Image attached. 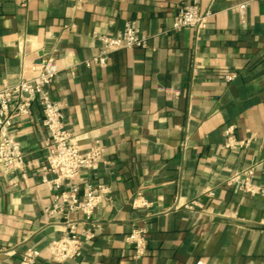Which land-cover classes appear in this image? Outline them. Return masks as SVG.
<instances>
[{
  "label": "crops",
  "instance_id": "obj_1",
  "mask_svg": "<svg viewBox=\"0 0 264 264\" xmlns=\"http://www.w3.org/2000/svg\"><path fill=\"white\" fill-rule=\"evenodd\" d=\"M194 1L214 13L205 28L173 30L177 7ZM129 21L150 47L83 63L101 51L95 35H117ZM45 56L60 68L51 93L81 150L105 148L80 185L109 186L112 205L87 224L71 214L95 235L83 239L86 264H264V197L227 184L251 166L256 181L264 174V0H0V87L34 77ZM32 110L13 129L25 171H0V264H20L30 247L36 264H59L50 243L67 232L44 212L49 133L39 101ZM230 126L248 146L224 148ZM194 201L201 206L185 207ZM135 229L147 240L139 259L128 241Z\"/></svg>",
  "mask_w": 264,
  "mask_h": 264
},
{
  "label": "built area",
  "instance_id": "obj_2",
  "mask_svg": "<svg viewBox=\"0 0 264 264\" xmlns=\"http://www.w3.org/2000/svg\"><path fill=\"white\" fill-rule=\"evenodd\" d=\"M29 0H20L21 7L28 5ZM246 4L240 5L244 13ZM172 29L180 30L188 27L200 33L214 15L208 9L204 10L198 1L181 4L177 7ZM102 47L98 55L83 62L90 67L93 64L106 66L110 54L119 49L148 48L149 37L142 34L136 22L129 21L117 35H95ZM37 74L32 78H23L13 85L0 87V171L3 173L24 172L27 167L25 151L22 143L13 134L17 120L30 118L32 106L39 101L42 107L43 123L48 130L49 138L45 142L47 150L46 162L43 165L41 183L52 191L51 204L44 208V212L53 217L64 219L67 232L50 243L52 258L59 264H86L83 259V239H92L95 235L90 229L79 231L77 222L71 219L74 212L82 213L84 224L93 217L95 211L113 203L111 188L105 184L90 182L84 193L80 181L84 171H96L104 162L105 148L95 143L86 152L81 150L78 138L68 128L60 103L51 93V85L55 81L60 68L53 56H45L35 66ZM235 73L225 75L227 81H232ZM226 133L229 135L224 148L234 149L246 147L250 140L238 141L233 136V127ZM257 167L251 166L235 173L227 179L229 186L237 187L243 193L251 196L264 197V174L261 181H256ZM206 196L213 197L214 191L208 189ZM147 205V202L142 203ZM137 206V202H135ZM201 206L198 201L186 204L187 208ZM144 229H135L128 241L134 244L135 258L139 259L147 253V240ZM40 253L29 248L23 254L20 264H36Z\"/></svg>",
  "mask_w": 264,
  "mask_h": 264
}]
</instances>
